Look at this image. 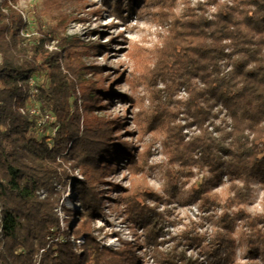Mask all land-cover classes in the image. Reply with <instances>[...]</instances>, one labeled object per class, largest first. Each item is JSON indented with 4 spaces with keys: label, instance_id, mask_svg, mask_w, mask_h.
Here are the masks:
<instances>
[{
    "label": "trees",
    "instance_id": "trees-1",
    "mask_svg": "<svg viewBox=\"0 0 264 264\" xmlns=\"http://www.w3.org/2000/svg\"><path fill=\"white\" fill-rule=\"evenodd\" d=\"M14 1L0 0V264H136L127 250L101 246L94 234L93 223L101 212L94 180L105 160H110L112 146L126 153L132 181L121 199L130 218L145 232L154 263L200 264L187 248L200 247L205 236L186 232L165 238L171 221L160 210V195L149 185L148 163L139 162L123 143H112L105 123L95 127L86 123L78 77L91 69L65 62L62 48H49L60 33L58 27L47 28L38 37L27 36V23L13 7ZM64 1L45 0V5L57 10ZM137 1L118 0L117 10ZM154 1L164 5L166 0ZM234 9L219 7L213 18L197 8L181 16L162 11L169 29L150 75L178 79L199 132L187 139L185 126L170 125L172 113L164 103L152 111L148 125L164 136L165 193L178 191L183 170L188 175L196 168L243 176L241 184L231 179L213 247L217 252L234 246L232 227L240 218L249 254L244 264H260L264 262V215L251 217L243 206L252 197L250 178L264 181V0H241L239 11ZM39 75L48 82L39 87L40 114L35 115L26 109V102L31 97V79ZM222 113L226 119L216 122ZM43 114L55 118L50 123L55 131L51 142L37 132ZM70 160L83 170L84 181L71 173ZM74 182L83 212L79 223L67 228L58 211L61 188ZM193 195L202 206L221 204L206 184L194 187ZM233 208L237 211L231 215ZM81 239L84 243L79 245Z\"/></svg>",
    "mask_w": 264,
    "mask_h": 264
},
{
    "label": "rangeland",
    "instance_id": "rangeland-1",
    "mask_svg": "<svg viewBox=\"0 0 264 264\" xmlns=\"http://www.w3.org/2000/svg\"><path fill=\"white\" fill-rule=\"evenodd\" d=\"M109 3L106 6L105 0H65L57 10L48 9L45 0H16L12 5L22 13L27 23V36L38 37L43 30L58 27L60 33L49 43V48H62L65 62H77L91 69L83 70L78 77L86 123L94 127L105 123L110 128L112 143H123L139 162L148 163L149 185L160 195V210H164L171 221L165 238L186 232L205 236L200 247L191 244L187 248L188 253L199 258L200 264L247 263L249 254L241 236L244 221L240 218L232 227L234 246L227 250L219 248L218 253L213 247V233L219 227L217 219L230 194L231 179L241 184L243 176L232 171L200 172L196 168L193 175H188L187 170H183L178 191L165 193L168 152L164 136L148 125L152 111L164 103L166 111L172 113L170 125L185 126L183 133L187 139L199 132L187 112L188 94L178 79L152 78L150 75L169 29V22L162 21V11L181 16L183 11L197 8V11H207L206 16L213 18L219 7L238 9L241 0H166L164 5L154 0H138L130 8L124 4L121 12L117 10L118 0H109ZM236 9L233 11H239ZM262 36L264 42V28ZM47 82L44 75L34 77L26 109H35V115L40 114L41 103L36 100L39 87H44ZM218 110L215 108L214 111ZM222 119H226L224 113L216 122ZM54 121L51 114H43L38 120L37 132L40 137L47 136L49 142L55 133L50 128ZM110 155V160H105L99 177L94 180L101 201V212L93 223L94 234L101 246L127 250L129 256L134 255L136 264H155L145 243V232L130 218L121 199L132 181L126 153L120 147L112 146ZM69 167L78 181L85 180L83 170L75 161L70 160ZM86 173L90 177L91 171ZM250 182L252 197L243 209L251 217L263 216L264 181L254 176ZM201 184H206L209 194L219 197L220 206L209 208L201 205L193 195L194 187L199 188ZM77 185L74 182L61 188L58 211L62 225L67 228L75 227L83 212ZM236 211L237 208H233L230 214ZM261 227L264 229V224ZM78 242L82 245L84 239Z\"/></svg>",
    "mask_w": 264,
    "mask_h": 264
},
{
    "label": "built area",
    "instance_id": "built-area-1",
    "mask_svg": "<svg viewBox=\"0 0 264 264\" xmlns=\"http://www.w3.org/2000/svg\"><path fill=\"white\" fill-rule=\"evenodd\" d=\"M34 84V77L31 79V86L33 87ZM29 111V110H28ZM31 114H37V111L35 109L30 110Z\"/></svg>",
    "mask_w": 264,
    "mask_h": 264
}]
</instances>
